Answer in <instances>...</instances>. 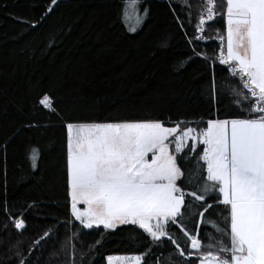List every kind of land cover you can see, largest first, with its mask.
<instances>
[{"label":"trees","instance_id":"16d2710c","mask_svg":"<svg viewBox=\"0 0 264 264\" xmlns=\"http://www.w3.org/2000/svg\"><path fill=\"white\" fill-rule=\"evenodd\" d=\"M203 2L139 0L141 14L145 8L148 14L132 32L127 0H0V264H108V256L149 247L143 264H187L167 238L154 244L138 225L85 229L72 217L66 125L246 116L224 88L240 89L242 82L218 60L222 17L208 22L206 39L196 38ZM45 94L52 109L40 103ZM20 214L23 230L12 220ZM169 230L185 247L179 227L170 223ZM207 232L215 234L211 224H201L206 242Z\"/></svg>","mask_w":264,"mask_h":264},{"label":"snow or ice","instance_id":"6c2138e0","mask_svg":"<svg viewBox=\"0 0 264 264\" xmlns=\"http://www.w3.org/2000/svg\"><path fill=\"white\" fill-rule=\"evenodd\" d=\"M138 3L127 0L134 9ZM147 14V8L143 15L137 9L136 24ZM217 16L226 25L217 36L218 60L242 82L240 89L224 88L247 115L199 122L147 118L67 123L71 215L85 229L138 225L154 244L167 238L187 264H264V0H220L219 10L217 0H204L195 25L197 39H206V26ZM124 17L129 18L127 7ZM215 92L213 82V101ZM40 103L53 108L47 94ZM37 158L33 149V167ZM185 218L195 225L193 230ZM12 220L16 229H25L22 214ZM170 223L182 231L185 247L170 232ZM201 224L215 230L206 233L207 242L200 238ZM150 251L124 259L143 264ZM113 259L107 257L109 264Z\"/></svg>","mask_w":264,"mask_h":264},{"label":"rangeland","instance_id":"374dc122","mask_svg":"<svg viewBox=\"0 0 264 264\" xmlns=\"http://www.w3.org/2000/svg\"><path fill=\"white\" fill-rule=\"evenodd\" d=\"M126 7H127V12H128V17L129 18L125 19V21L127 22V25L129 24L128 25L129 29H131L132 27H136V29H137L140 26V25L138 26L136 24V19H135L136 14H137V9L139 10L138 5H137L136 9H134V8H132L130 6H127V4H126ZM139 14L142 15L140 10H139ZM169 126H171V125H169ZM80 207H86V205L81 203ZM133 256H135V255H131V256H125V255L124 256H115L113 261L111 262V264H134V262L132 260L124 259L125 257H133ZM108 264H109V261H108Z\"/></svg>","mask_w":264,"mask_h":264},{"label":"crops","instance_id":"0c3cea01","mask_svg":"<svg viewBox=\"0 0 264 264\" xmlns=\"http://www.w3.org/2000/svg\"><path fill=\"white\" fill-rule=\"evenodd\" d=\"M115 256H124V255H112V257H115Z\"/></svg>","mask_w":264,"mask_h":264}]
</instances>
